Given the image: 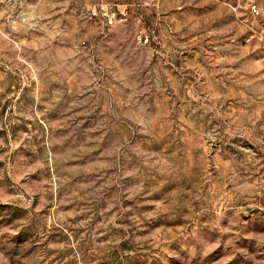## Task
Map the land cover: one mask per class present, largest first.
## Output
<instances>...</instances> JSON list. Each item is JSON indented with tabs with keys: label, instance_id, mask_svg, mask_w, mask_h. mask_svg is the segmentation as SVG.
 <instances>
[{
	"label": "rangeland",
	"instance_id": "obj_1",
	"mask_svg": "<svg viewBox=\"0 0 264 264\" xmlns=\"http://www.w3.org/2000/svg\"><path fill=\"white\" fill-rule=\"evenodd\" d=\"M101 1L0 0V264H264V0Z\"/></svg>",
	"mask_w": 264,
	"mask_h": 264
},
{
	"label": "built area",
	"instance_id": "obj_2",
	"mask_svg": "<svg viewBox=\"0 0 264 264\" xmlns=\"http://www.w3.org/2000/svg\"><path fill=\"white\" fill-rule=\"evenodd\" d=\"M173 0H129L126 3H118L115 1H101L88 8V14L92 17L98 18L104 26L111 27L116 25L125 24L130 16L134 13V8L144 9L152 8L157 16V21L162 20L163 29L166 32L172 30V22L169 18L162 19L163 15L166 16V10L162 11V8H167V5ZM171 8L180 9L179 4H175ZM253 10L254 7H252ZM162 16V17H160ZM167 17V16H166ZM142 18L141 14L137 17L138 20ZM156 28L148 27L139 29L136 32V39L141 44H150L156 40Z\"/></svg>",
	"mask_w": 264,
	"mask_h": 264
}]
</instances>
